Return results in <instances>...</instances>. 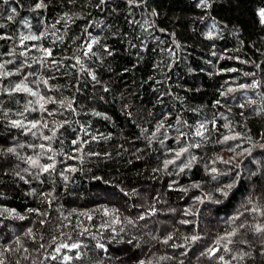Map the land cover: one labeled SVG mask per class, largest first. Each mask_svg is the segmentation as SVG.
<instances>
[{"label":"trees","instance_id":"16d2710c","mask_svg":"<svg viewBox=\"0 0 264 264\" xmlns=\"http://www.w3.org/2000/svg\"><path fill=\"white\" fill-rule=\"evenodd\" d=\"M40 2L0 0V264H264V0Z\"/></svg>","mask_w":264,"mask_h":264},{"label":"snow or ice","instance_id":"6c2138e0","mask_svg":"<svg viewBox=\"0 0 264 264\" xmlns=\"http://www.w3.org/2000/svg\"><path fill=\"white\" fill-rule=\"evenodd\" d=\"M4 2L7 3L8 0H4ZM133 2H135V0H130V3H133ZM100 3H105V0H100ZM41 6H43V0H41V2H40L39 4H37L36 7H41ZM12 11H15V9H13ZM260 16H261L262 18H264V11H262V12L260 13ZM2 38H3V37H0V39H2ZM32 38L34 39L35 37H32ZM88 47H89V50H91V44H89ZM48 55H51V53L49 52ZM21 88H23L24 91H28V92L31 91V90L28 89L26 86H23V85H17V86H16V90H17V91H19ZM32 94L35 95V93H32ZM41 107H43V106L41 105ZM33 127H35V125H33ZM178 155H179V154H178ZM47 170H48L47 168L44 169V171H47ZM226 187L231 188L232 185L229 184V185H227ZM222 194L226 196V195H227V192H222ZM141 219H143V217H141ZM193 239H195V237H194ZM165 242H166V241H165ZM100 247H103V245H100ZM210 251H211V250H210Z\"/></svg>","mask_w":264,"mask_h":264},{"label":"bare ground","instance_id":"6f19581e","mask_svg":"<svg viewBox=\"0 0 264 264\" xmlns=\"http://www.w3.org/2000/svg\"><path fill=\"white\" fill-rule=\"evenodd\" d=\"M126 263V262H125Z\"/></svg>","mask_w":264,"mask_h":264},{"label":"water","instance_id":"95a60500","mask_svg":"<svg viewBox=\"0 0 264 264\" xmlns=\"http://www.w3.org/2000/svg\"><path fill=\"white\" fill-rule=\"evenodd\" d=\"M217 252V251H216Z\"/></svg>","mask_w":264,"mask_h":264}]
</instances>
